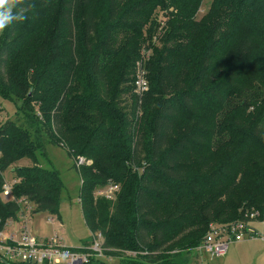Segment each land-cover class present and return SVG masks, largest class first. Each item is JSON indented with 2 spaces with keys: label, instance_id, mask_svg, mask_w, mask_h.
<instances>
[{
  "label": "trees",
  "instance_id": "1",
  "mask_svg": "<svg viewBox=\"0 0 264 264\" xmlns=\"http://www.w3.org/2000/svg\"><path fill=\"white\" fill-rule=\"evenodd\" d=\"M203 1L20 0L25 19L0 43V96L25 121L0 124L1 229L20 212L4 173L23 159L34 165L13 170L14 197L58 212L60 173L36 158L44 135L75 160L85 224L121 264H191L212 224L264 220V0H214L198 21ZM159 8L176 13L144 68L150 91L135 94L136 46ZM111 184L113 200L96 196Z\"/></svg>",
  "mask_w": 264,
  "mask_h": 264
},
{
  "label": "rangeland",
  "instance_id": "2",
  "mask_svg": "<svg viewBox=\"0 0 264 264\" xmlns=\"http://www.w3.org/2000/svg\"><path fill=\"white\" fill-rule=\"evenodd\" d=\"M213 2L214 0L203 1L201 7L197 11L198 14L196 16V19L198 21L201 20L210 11ZM131 3L132 2H126L124 6H126L127 4L130 5ZM218 10L221 13L215 17V21L222 20L226 22L228 21L226 14L233 13L229 12V10H226L225 5L219 6ZM171 13H176V11L173 9L164 11L162 10V8H159L152 15V20L154 21L152 22L151 20L150 23L145 25L143 41L142 43H140V45L136 46L137 48H142L143 51L140 58L136 61L135 71L133 72L131 78V80H135V82L134 84L129 83L126 85V87L134 88L133 91L135 94L140 93L135 86V83L139 78L143 79L145 82H148V90L150 91V85L148 81L149 79L143 71L146 65L153 64L158 61V55L156 54V52H161L160 47H157L160 43L158 38L163 33V29L166 28V26L170 23V19L169 17L167 18V15ZM3 32L4 30L0 32V43ZM151 34L152 38L150 39L149 36ZM80 60L83 61V59ZM82 73H84L83 68L81 70V74ZM195 74L197 75L198 72ZM195 74L192 75V78H195ZM131 97V95L124 97V100H127V102L124 103L125 105L131 106V104L133 103ZM17 110V105H15V103L6 101L0 96V124H3L7 121L25 122L24 117L22 115H19ZM248 122L251 125L253 123V120ZM235 127H238V124L236 122L234 128ZM45 133L46 132H44V134ZM181 134L182 132L178 130L177 138L180 137ZM43 138L45 139V147L44 150L40 152L37 151V162L41 167L45 169L56 170L57 172H59L65 188L62 193V202L57 214H50L47 212L33 213L29 217V229L35 237L41 238L43 240H51L58 237L63 241V245L68 248H87L88 246H90L93 234H91V232L87 228L81 210V178L77 171V168H75V160L69 156L66 149L49 144L48 139L47 137H45V135L43 136ZM219 157L220 162H223L225 160L224 157ZM33 165V162L29 159H23L13 164L4 173L6 182H13V170L16 167H30ZM50 217L56 218L57 223L48 224L47 220ZM227 225L229 224H224L219 221L217 225L212 224L211 229L215 226L223 227ZM251 225L252 229L257 232V236H264V220L261 219L258 221H253ZM259 240L261 239H251L247 242L242 241L243 243L232 245L226 257L221 259H209L207 261V264H264V260L258 255L263 249V246L259 243ZM234 248L237 249L234 250ZM197 254L198 252H194L191 254V264H200L201 257L198 258ZM102 262L105 264H121V260L117 257H104L102 259Z\"/></svg>",
  "mask_w": 264,
  "mask_h": 264
},
{
  "label": "built area",
  "instance_id": "3",
  "mask_svg": "<svg viewBox=\"0 0 264 264\" xmlns=\"http://www.w3.org/2000/svg\"><path fill=\"white\" fill-rule=\"evenodd\" d=\"M136 88L140 93L148 91V84L139 78ZM1 157V153H0ZM77 167L85 163L79 159ZM7 183L3 186L2 199L4 201H15L20 206L18 220H8L3 228H0V253L3 257L19 262L30 264H90L93 260H102L104 256L103 235H93V240L87 248L72 249L63 245L62 240L57 237L51 240H42L35 237L29 229V217L34 213L35 206L27 199L17 200L13 195V185ZM119 188L116 185H109L96 192V196L113 200ZM255 215L251 218L255 219ZM56 218H48L49 224H55ZM1 224V221H0ZM248 224L238 222L227 226L213 227L201 246L194 250L201 257L200 264H207L209 259L224 257L231 245L240 243L246 239L262 238L257 236ZM193 252V253H194Z\"/></svg>",
  "mask_w": 264,
  "mask_h": 264
},
{
  "label": "clouds",
  "instance_id": "4",
  "mask_svg": "<svg viewBox=\"0 0 264 264\" xmlns=\"http://www.w3.org/2000/svg\"><path fill=\"white\" fill-rule=\"evenodd\" d=\"M20 0H0V32L14 21H23L25 16L22 12L15 13L13 9Z\"/></svg>",
  "mask_w": 264,
  "mask_h": 264
},
{
  "label": "crops",
  "instance_id": "5",
  "mask_svg": "<svg viewBox=\"0 0 264 264\" xmlns=\"http://www.w3.org/2000/svg\"><path fill=\"white\" fill-rule=\"evenodd\" d=\"M47 222H48V220H47ZM55 223H57V219H56V222ZM49 224V223H48ZM58 238V237H57ZM41 239V238H40ZM59 239V238H58ZM256 239H258V238H255V239H252V240H256ZM260 239V238H259ZM43 240V239H42ZM61 240V239H60ZM248 240H251V239H246V240H244L243 242H247ZM63 242V241H62ZM243 242H240V243H243ZM240 243H235V244H240ZM259 243L263 246V249L261 250V252L258 254L259 255V257L260 258H262L263 260H264V240L261 238V240H259ZM235 244H233V245H235ZM232 246V245H231ZM231 248V247H230ZM230 248H229V250H230ZM237 248H234V250H236ZM229 250H228V252H229ZM228 252H227V254L224 256V257H226L227 255H228ZM224 257H221V258H224ZM221 258H218V259H221Z\"/></svg>",
  "mask_w": 264,
  "mask_h": 264
}]
</instances>
